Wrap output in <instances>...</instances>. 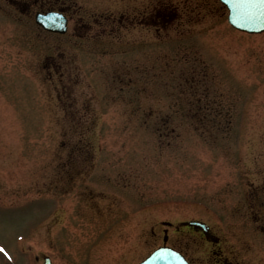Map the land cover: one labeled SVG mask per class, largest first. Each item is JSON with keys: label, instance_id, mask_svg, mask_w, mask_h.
I'll list each match as a JSON object with an SVG mask.
<instances>
[{"label": "rangeland", "instance_id": "obj_1", "mask_svg": "<svg viewBox=\"0 0 264 264\" xmlns=\"http://www.w3.org/2000/svg\"><path fill=\"white\" fill-rule=\"evenodd\" d=\"M69 1L83 21L117 23L38 32V62L64 57L73 81L58 68L49 86L28 41L0 42V71L17 78L0 91V264H137L165 229L213 264L187 220L209 224L234 264L264 260L242 206L264 190V32L233 28L218 0Z\"/></svg>", "mask_w": 264, "mask_h": 264}, {"label": "flooded vegetation", "instance_id": "obj_2", "mask_svg": "<svg viewBox=\"0 0 264 264\" xmlns=\"http://www.w3.org/2000/svg\"><path fill=\"white\" fill-rule=\"evenodd\" d=\"M48 11H55L65 15L67 20V33L60 34L49 32L36 23V15ZM77 13L78 9L72 5L69 0H0V28H4L2 31L6 34H9L8 30L10 31L9 35L0 38V42H7L11 46L28 41L30 44V50L32 51L29 52V55L26 58L29 61V71L32 69V72L36 71L37 74V68L40 65L39 68L45 69V73L42 72V79L46 80L49 86L53 83V70H58V68L66 69L67 72L63 73L67 76L66 80L73 81L76 77H72V73H70L72 66H69L70 61L63 59L64 57L54 59V55L49 54L47 56L49 57V60H42L40 63L38 62L36 52L38 32L47 36H69L70 34L77 32L76 35L84 36L86 30L92 32L96 26H100L102 31L105 32L107 31L106 26L109 25L108 29L110 35H112L114 32L113 28L115 26L117 27L116 20L113 19L112 16L100 15L96 18V23H92L85 20L83 21V18ZM152 14L150 13V10L147 9L146 11L141 12L140 15L144 19H149ZM122 17L123 15L120 16V22L124 23ZM137 19L138 18L131 19V23L135 22ZM126 21L130 22V19H126ZM13 70L14 68L11 67L9 73ZM2 72L3 71L1 70L0 91L9 92L10 90L12 93H15L17 78L10 77L12 74H10L8 78H5ZM14 74H16V72H14ZM64 77H62V79ZM73 160H75V158L68 156L64 163L68 164ZM260 192L264 193V190H245L242 206L244 208L245 217L250 219V222L252 221L257 232L264 234V214L261 213V210L264 209V196H262ZM221 243L222 241L220 239L219 243L214 244L211 248V254L214 255L213 264H234V261L224 254ZM255 255H258V252ZM252 259L254 262L253 264H264V260L256 261L254 258ZM241 264H246V262H241Z\"/></svg>", "mask_w": 264, "mask_h": 264}, {"label": "water", "instance_id": "obj_3", "mask_svg": "<svg viewBox=\"0 0 264 264\" xmlns=\"http://www.w3.org/2000/svg\"><path fill=\"white\" fill-rule=\"evenodd\" d=\"M221 1L229 8V22L236 28L251 33L264 32V0H253L252 3L247 4L242 8L235 3V0ZM54 18V15H39L37 17V21L48 29L65 32V28L63 26L53 23ZM183 224L201 228L208 236H211L209 226L202 222L186 221L183 222ZM166 240L167 236L165 237V241ZM142 264H188V262L177 251H174L171 248L163 247L157 250Z\"/></svg>", "mask_w": 264, "mask_h": 264}, {"label": "snow or ice", "instance_id": "obj_4", "mask_svg": "<svg viewBox=\"0 0 264 264\" xmlns=\"http://www.w3.org/2000/svg\"><path fill=\"white\" fill-rule=\"evenodd\" d=\"M252 2H253V0H235V3L241 8L247 4L252 3ZM0 251H3V249H0Z\"/></svg>", "mask_w": 264, "mask_h": 264}]
</instances>
